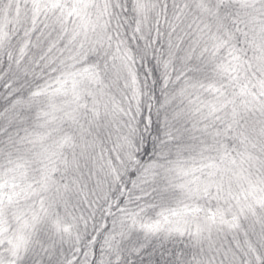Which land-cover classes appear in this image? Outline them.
<instances>
[{
    "label": "snow or ice",
    "instance_id": "obj_1",
    "mask_svg": "<svg viewBox=\"0 0 264 264\" xmlns=\"http://www.w3.org/2000/svg\"><path fill=\"white\" fill-rule=\"evenodd\" d=\"M0 264H264V0H0Z\"/></svg>",
    "mask_w": 264,
    "mask_h": 264
}]
</instances>
